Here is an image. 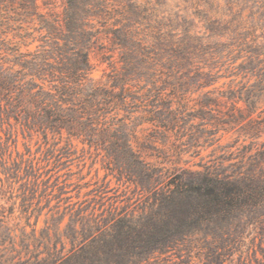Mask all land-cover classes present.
<instances>
[{"label": "trees", "instance_id": "obj_1", "mask_svg": "<svg viewBox=\"0 0 264 264\" xmlns=\"http://www.w3.org/2000/svg\"><path fill=\"white\" fill-rule=\"evenodd\" d=\"M111 1L64 0L56 15L42 12L36 0H0V191L18 184L20 212H32L28 198L46 181L17 146L20 136H41L45 145L64 146L55 150V165L72 146L101 155L105 178L132 186L141 203L106 214L83 203L57 209L39 229V215L33 224L30 217L25 225L11 223L19 220L13 202L8 215L0 211V264H166L195 234L223 238L242 223L264 233V150L230 169L180 166L190 151L180 146L200 139L182 141L191 121L184 98L153 68V50L132 32L107 26ZM100 33H112L124 50L123 67L104 82L92 78L88 57ZM136 120L153 127L150 139L172 137L173 155L158 162L135 150Z\"/></svg>", "mask_w": 264, "mask_h": 264}, {"label": "rangeland", "instance_id": "obj_2", "mask_svg": "<svg viewBox=\"0 0 264 264\" xmlns=\"http://www.w3.org/2000/svg\"><path fill=\"white\" fill-rule=\"evenodd\" d=\"M36 3L42 12L56 15L64 7V0ZM110 11L107 26L132 32L153 50V68L165 74L168 90L184 98L191 121L184 126L187 137L182 141L190 135L200 139L198 146H180L190 148L181 155L180 166L197 169L198 164L215 163L230 169L264 150V0H112ZM123 51L112 33L98 34L88 54L92 78L104 82L112 70L119 71ZM132 127V147L152 155L149 160L173 155L172 137L165 143L150 139L153 127L139 120ZM60 147L64 146L45 145L41 136H20L17 150L40 167L46 182L28 198L29 215L21 214L20 198H14L18 184L0 191V211L4 207L8 215L16 202L13 217L19 220L11 223L25 225L30 217L33 224L39 215L40 229L57 209L83 203L106 214L109 209H136L141 203L132 186L105 178L101 155L87 146H72V154L55 165ZM0 178L4 179L1 173ZM225 233L223 238L190 236L165 263L264 264V233L257 224H237ZM216 253L218 261L212 259Z\"/></svg>", "mask_w": 264, "mask_h": 264}]
</instances>
